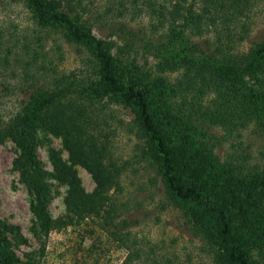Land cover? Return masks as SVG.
Segmentation results:
<instances>
[{"label":"rangeland","instance_id":"rangeland-1","mask_svg":"<svg viewBox=\"0 0 264 264\" xmlns=\"http://www.w3.org/2000/svg\"><path fill=\"white\" fill-rule=\"evenodd\" d=\"M80 3L89 8L83 16L94 40L103 42L125 75L124 81L143 90L157 125L181 161L179 165L190 158L188 164L202 166L201 179L212 180L215 186V191L208 192V200L224 204L241 249L248 252L253 264H264V216L250 218L255 197L251 185L264 188L255 181L256 172L264 169V135L258 128L261 120L231 131L217 121L223 101L196 78L204 69L220 72L224 67L216 62L218 57H212V34L196 35L183 19L165 26L155 24L142 12L121 13L116 0ZM201 3L197 0L194 8ZM250 22V37L237 43L233 51L247 50L258 38L264 27V4L255 7ZM96 67L91 48L67 42L58 27L38 26L22 0H0L1 123L20 113L28 116L36 107L31 97L36 92L50 93L55 86L61 88L69 82L71 91L76 90L93 78ZM238 74L234 70L229 80ZM184 76L194 92L180 85ZM242 80L253 83L245 74ZM238 89L236 86L234 91ZM97 114L107 136L110 162L119 170L117 186L106 201L90 200L96 210L47 235L32 213L30 195L14 164L26 138L32 141L46 173L49 194L44 212L51 220L67 219L64 199L70 188L69 178L54 170L52 155L66 164L87 194L94 192L93 178L69 160L62 137L48 129L36 127L29 134L26 125L19 123L0 143V223L12 227L13 232L5 237L15 264H213L193 236L184 211L167 203L143 140L135 135L129 109L104 102ZM230 163L243 166L244 173L226 175L223 168ZM193 204L205 208V201Z\"/></svg>","mask_w":264,"mask_h":264},{"label":"trees","instance_id":"trees-1","mask_svg":"<svg viewBox=\"0 0 264 264\" xmlns=\"http://www.w3.org/2000/svg\"><path fill=\"white\" fill-rule=\"evenodd\" d=\"M22 1L38 26L58 27L67 42L91 48L97 65L92 70L93 78L81 83L76 90L71 91L72 84L69 82L61 88L55 86L50 93L43 90L36 92L31 96L36 107L28 116L24 112L6 123L0 122V143L8 137L10 129L19 123L26 125L29 134L33 133L32 129L40 127L61 136L69 160L86 169L95 183L94 192L85 193L66 164L53 154L54 170L58 175L69 178L70 188L64 199L67 219L51 220L44 212L49 194L45 182L46 173L36 157L32 141L26 138L24 149L14 164L21 171L30 195L32 213L40 221L44 235L96 210L90 200L98 198L106 201L107 195L117 186L119 170L110 162L107 136L103 134V124L99 122L97 114L105 102L129 109L132 127L136 129L135 135L143 140L145 153L160 180L167 203L184 211L191 221L193 236L199 239L203 251L212 263L253 264L248 252L241 249L224 204L208 200V192L215 191L213 181H203L200 177L203 174L202 166H194L191 162L188 164L190 158L186 160V164L179 165L181 161L157 125L143 90L138 89L131 81H124L125 75L119 72L113 57L103 48V42L94 40L83 16L89 8H83L80 0ZM116 1L121 13L129 10L142 12L155 24L165 26H172L178 19H183L196 35L211 33L215 39L212 57H218L216 62H221L224 67L220 72L204 69L197 73L196 78L202 87L213 90L223 101L217 121L231 131L236 127H247L250 121L261 120L258 128L260 134L264 135V27L247 50L233 51L237 43L250 37L251 15L256 6L264 4V0H202L198 8H194L197 0ZM92 42H95V46H92ZM234 70L240 74L230 81L229 77ZM39 73L37 70L36 77ZM243 74L253 83L243 81ZM59 82L64 81L60 79ZM182 84L186 85V91L194 92L190 80L185 76L180 82ZM236 86L239 89L234 91ZM199 92L202 93L201 90ZM52 108L55 110H51ZM201 161L203 162L199 159V163ZM223 169L229 177L244 173L243 166L231 163ZM256 173L255 181L264 186V169L261 173ZM251 188L255 189V197L254 205L250 206V218H255L256 214L264 216V188L257 189L253 185ZM199 200L205 201V208L193 204ZM186 204L189 205L187 208ZM243 207L240 206V209ZM208 220L212 228L209 227ZM7 232H13L12 227L0 223V264H15L13 256L8 254V241L5 237Z\"/></svg>","mask_w":264,"mask_h":264}]
</instances>
